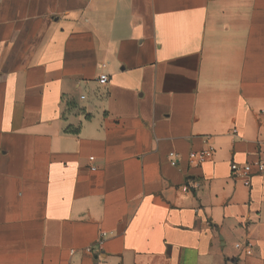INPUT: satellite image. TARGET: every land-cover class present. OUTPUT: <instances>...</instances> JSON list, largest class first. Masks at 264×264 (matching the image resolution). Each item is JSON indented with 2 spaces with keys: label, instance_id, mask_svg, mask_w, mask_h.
Masks as SVG:
<instances>
[{
  "label": "crops",
  "instance_id": "crops-1",
  "mask_svg": "<svg viewBox=\"0 0 264 264\" xmlns=\"http://www.w3.org/2000/svg\"><path fill=\"white\" fill-rule=\"evenodd\" d=\"M259 161L264 0H0V264H264Z\"/></svg>",
  "mask_w": 264,
  "mask_h": 264
},
{
  "label": "built area",
  "instance_id": "built-area-1",
  "mask_svg": "<svg viewBox=\"0 0 264 264\" xmlns=\"http://www.w3.org/2000/svg\"><path fill=\"white\" fill-rule=\"evenodd\" d=\"M102 67L105 68L106 66L103 65ZM109 80H110V78L107 74H101L99 79H98V83L102 86H105L109 83ZM81 99H85V96H82ZM212 154H213V152L209 151V150L203 151L200 153H194L190 157L189 164L191 167H199L202 164H204L212 156ZM254 168L257 170V172L259 174L263 175L264 174V161H259V162L254 163V164H245L243 166H240L238 164H232V166H231L233 177L243 179L244 185L247 187H249L251 185L250 176H251V173H252ZM196 189H197L196 183H189L188 182L187 185L183 186V190L185 192H193ZM106 236H107V234L103 233L102 239H104ZM236 248L242 249L246 255H252V253L254 251V245L251 241L246 242L245 245L237 244ZM87 251L92 253L93 249L89 248Z\"/></svg>",
  "mask_w": 264,
  "mask_h": 264
}]
</instances>
